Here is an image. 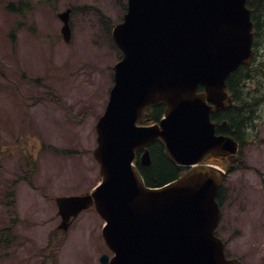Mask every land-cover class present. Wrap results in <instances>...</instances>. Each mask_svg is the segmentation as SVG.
I'll return each mask as SVG.
<instances>
[{
	"label": "water",
	"instance_id": "1",
	"mask_svg": "<svg viewBox=\"0 0 264 264\" xmlns=\"http://www.w3.org/2000/svg\"><path fill=\"white\" fill-rule=\"evenodd\" d=\"M68 14H58L66 40ZM250 14L245 0H127L124 19L112 30L122 57L95 125L101 181L84 195L55 199L64 229L94 204L113 253L102 254L101 264H242L225 258L214 234L225 173L200 162L207 154L235 160L237 142L216 133L211 113L230 103L228 75L251 61ZM156 105L165 106L164 116L139 125ZM155 141L169 161L190 168L149 187L133 161L142 151L141 164L149 165Z\"/></svg>",
	"mask_w": 264,
	"mask_h": 264
},
{
	"label": "rangeland",
	"instance_id": "2",
	"mask_svg": "<svg viewBox=\"0 0 264 264\" xmlns=\"http://www.w3.org/2000/svg\"><path fill=\"white\" fill-rule=\"evenodd\" d=\"M126 2L0 0V230L10 228L15 236L8 245L0 236V264H99L101 253L110 254L93 209L66 232L57 229L55 198L85 193L100 180L92 155L95 123L120 58L111 28L122 20ZM67 7L68 42L57 17ZM262 104L240 161L226 177L216 229L225 255L243 264H264Z\"/></svg>",
	"mask_w": 264,
	"mask_h": 264
},
{
	"label": "trees",
	"instance_id": "3",
	"mask_svg": "<svg viewBox=\"0 0 264 264\" xmlns=\"http://www.w3.org/2000/svg\"><path fill=\"white\" fill-rule=\"evenodd\" d=\"M247 2V5L253 8L251 18L254 22V60L248 66H239L228 76L227 89L231 94L232 104L212 114V119L216 122L217 132L231 135L239 142L241 148L245 145L246 138L252 132L257 117H259L258 107L260 105L263 106L262 103H264V84L259 83V78L264 77V54H261L264 53V50L263 47H260V35L263 32L264 0H258L257 5H253L252 0ZM8 8L14 9L15 7L9 4ZM251 83H256L260 86L258 85L256 89H251ZM163 109L162 106L150 109L145 117L147 122L157 121L161 117ZM223 121H226L224 126L221 125ZM149 149L150 165H139V170L148 186H161L179 177L185 170V168L173 164L166 158L163 147L159 143L151 144ZM214 159L215 157L209 156L207 161ZM216 162L224 166L228 171L233 169V165H230L224 157L216 158ZM32 163L33 170L34 162L32 161ZM222 197L223 189L221 187L217 196L219 203L222 202ZM0 236L1 240L3 239L7 245L15 238L10 233V228L1 229Z\"/></svg>",
	"mask_w": 264,
	"mask_h": 264
}]
</instances>
